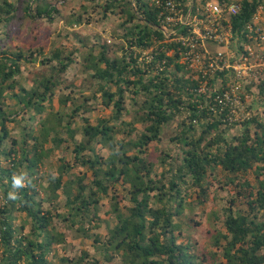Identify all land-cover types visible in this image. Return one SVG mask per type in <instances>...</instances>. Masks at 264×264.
<instances>
[{"label":"trees","instance_id":"1","mask_svg":"<svg viewBox=\"0 0 264 264\" xmlns=\"http://www.w3.org/2000/svg\"><path fill=\"white\" fill-rule=\"evenodd\" d=\"M66 1L0 0V191L5 199L0 207V264H55L48 255L52 246L63 242L64 237L56 233L54 217L68 227L77 228L80 235L92 237L91 226L99 220L100 202L104 199L110 200V213L116 226L106 241L95 237L97 249L103 255L102 264H114L116 259L119 264H264V118L252 119L239 136L231 139L226 138V133L232 127H225L214 118V122L200 125L198 136L197 125L192 120L198 118L199 111L187 104L188 93L181 87L189 81L176 73L171 78L147 79L143 69L132 66L133 47L147 49L154 41L164 38L158 30L161 9L150 5L151 0L149 3L147 0H103L102 14L111 13L124 19L119 23L123 33H115L120 39L117 46L120 53L116 57L108 55L111 48L108 44L88 49V54L76 49L82 59L80 66L98 86L103 104L108 108L113 105L111 117L98 119L96 125L90 122V116L81 118L84 122L81 141H75L76 130L72 126L81 111L90 115L95 109L88 105L90 97L79 103L75 97L63 96L61 107L70 103L74 107L63 113L64 117L62 113H53L55 91L74 64L73 52L54 50L53 56L40 61L51 65L50 72L37 77L32 88L20 87L19 93H15L19 86L16 76L22 75V66L26 63L23 59L28 57L25 47L9 49L6 46L7 37L12 38L11 27L28 19L33 31L41 19L52 21L55 15H61L59 7ZM263 2L243 0L242 11L233 20L234 29L241 30L251 22ZM82 22L79 17L77 23ZM80 41L85 47V39ZM95 48L99 49L97 55ZM167 48L172 50L173 45ZM168 60L172 65L175 57ZM177 70L181 71V67ZM126 93L138 107L134 120L127 123L123 121V112H130L125 107ZM9 97L20 105L19 112L10 113L12 119L4 110ZM188 110L192 111L191 118L188 117L190 122L181 121L171 136L177 154L160 150L164 129ZM26 115L28 121L37 120L35 129L29 126ZM22 121L25 125L20 137L12 139L13 146L19 150L8 149L5 145L10 139L7 123L22 125ZM138 123L142 130L137 129ZM125 124L127 129H123ZM61 132L69 133L70 139L61 138ZM50 143L52 148H46ZM63 144L73 148L74 165H66L67 159L63 158L60 175L49 176L44 190L46 194L51 193L50 200L61 189L67 193L65 212L59 213L61 205L53 203L54 216L53 211L43 206L48 198L38 199L35 176L39 166ZM98 145L109 150L107 157L96 151ZM151 147L160 159L148 153ZM2 158L10 160L11 165L4 167ZM166 166L168 170L160 172ZM74 167L90 172L91 182L83 184L84 175L65 183V173ZM250 174L255 177L254 184L248 178ZM20 175L26 179L21 187H14L13 178ZM214 182L223 190L233 186L236 191L235 195L223 199L226 201L221 210L224 231H217L211 244L216 250H200L191 241L180 243L178 237L184 225L189 223L188 232L195 231L198 225L193 219H186V210L203 206L209 200ZM119 186L127 195L117 192ZM9 193L15 198H10ZM237 200L243 207L238 206ZM18 213L25 215L19 228L14 226ZM26 226H30L27 235L23 234ZM86 259L88 254L84 253L73 264H85ZM63 261L70 263L67 259ZM88 264L100 262L92 260Z\"/></svg>","mask_w":264,"mask_h":264},{"label":"rangeland","instance_id":"2","mask_svg":"<svg viewBox=\"0 0 264 264\" xmlns=\"http://www.w3.org/2000/svg\"><path fill=\"white\" fill-rule=\"evenodd\" d=\"M62 6L59 7L61 10V15H55L54 20H49L48 18H43L38 22L34 30L32 31L33 25L32 22L28 19L23 20L21 24H14L11 27L10 36L7 37V47L9 49L15 47H25L27 59H23L22 66V75L16 76V81L18 82V87L15 90V93H19L20 87L32 88L34 85V80L44 73L50 72L51 65L41 64L40 61L50 58L52 52L56 49L65 51L66 53L73 52L72 58L74 59V64L71 65L70 69L63 76L64 82L59 86L53 98V113L55 115L68 112L69 108L74 105L71 103L67 107H61V100L63 96L75 97L79 103L85 102L86 97H90L88 105L93 106L95 109L90 113L86 114L83 111L80 112L74 120L76 124L72 126L76 130L75 141H81V130L84 122L81 118L90 116V122L94 125L97 124L98 119H108L113 114V105L111 107H105L102 102V94L98 91V86H95V82L90 79L89 72H86L81 65V56L76 52V49H79L80 52L83 51L85 54H88L89 51L95 46H102L103 44H108L111 46L109 50V56L114 58L120 53L118 51V44L120 43L119 37L115 36V33L122 34L123 30L120 29L119 23L122 22V19H119L116 15H111L108 13L106 15L102 14L103 6L105 2L103 0H67L66 2H61ZM262 7L261 17L264 19V2L260 6ZM87 10V11H86ZM79 17L82 18V23H77ZM6 31V30H5ZM80 39H85V47H83ZM33 40H35L33 42ZM90 49V50H88ZM95 55L99 53V49L95 48ZM216 49V47H214ZM217 49H219L217 47ZM37 58L38 61L33 59ZM31 60L33 62H31ZM92 73V72H91ZM125 107L129 113L126 111L123 112V121L129 122L134 120V115L136 109L131 100L129 93L125 95ZM6 115L9 119L14 118L10 116V113L13 111L20 110V105L17 104L16 99L6 98V106L4 108ZM263 110H259L258 113H262ZM184 115L178 116L176 120L172 123L171 126L166 127L163 131L162 139L164 140L159 144V149L168 151L170 154H177L175 145L171 143V136H173L179 123L184 119L189 123V119L185 112H182ZM43 117L45 114L42 115ZM22 114L18 116L20 121ZM26 121H28L29 116H25ZM29 126L35 129L37 125V120L28 121ZM22 125L17 123H7L8 130L10 133V139L5 143L8 149L15 148L17 151L19 148L13 146L12 139L20 137V131L23 130L22 127L25 125V122H21ZM28 125V124H27ZM137 129L142 130V125L140 123L136 124ZM81 128V129H80ZM198 128V136L201 134V127ZM123 129H127L126 124L123 126ZM243 128H231L226 133V138H233L234 136H239L243 131ZM60 137L63 139H70L69 133L61 132ZM121 138V136L119 137ZM46 148H52V143L46 145ZM73 148H67L66 144L62 145V148L53 150L49 160L42 166H39L38 174L35 176L37 180V189L39 191L38 199L40 201H46L45 198H48V202H44L43 206L46 209L53 211L55 216V210L52 205L59 203L61 208L59 213H64V204L67 201L66 189H61L57 193V197L51 198V193L44 190L49 182V176L58 177L60 175L61 164H63V158H66V165H74L73 160ZM96 151L102 156L107 157L109 155V150L98 145ZM159 151V150H158ZM149 154L154 156V159H160V155H156V151L151 147L148 151ZM1 163L4 167L10 166L11 161L5 160L2 158ZM158 164V163H157ZM169 166L165 168H160L161 171H167ZM24 170V167L22 168ZM86 175L83 184L91 182V173L80 167H74L72 170H67L64 176V182L75 180L76 177H84ZM251 183H255V177L250 174L248 176ZM218 183H212L209 190V200L203 206H195L193 210L188 208L185 212L186 219L190 218L193 221L197 222L198 225H195V231H187L189 229V223L184 225V230L179 234L178 241L181 243H188V241L196 242L200 250L203 249H212V238L217 233V231H224L223 222L224 217L221 214L222 207L226 202L223 199H228L231 195H235L236 191L233 186L224 188L223 190ZM117 192L119 194L127 195V192L123 187H118ZM0 196L2 202L0 207L2 208L5 199L3 192L0 191ZM50 200V201H49ZM125 204H128V201H124ZM237 204L240 207H243V203L237 200ZM110 200L104 199L100 202L99 209V220H95L91 226V235L92 237H87L80 235L77 232V228L68 227L60 220L58 217H54L53 225L56 226L55 231L63 235L64 241L52 246V250L48 255V259L55 264H73L77 259L82 257V255L88 254L89 261L98 260L102 264L101 259H103L102 252L97 249L95 244V237L101 238L102 242L106 241L109 237V232L116 226V220L113 218L110 213ZM17 217L14 221V226L19 228L23 225L25 221L24 214H16ZM189 219V222H190ZM54 230V229H53ZM30 233V226H26L23 234L27 235ZM2 245L0 243V250ZM216 250V248L212 249ZM67 259L70 263H65L63 260ZM114 264H119L118 259L115 260Z\"/></svg>","mask_w":264,"mask_h":264},{"label":"built area","instance_id":"3","mask_svg":"<svg viewBox=\"0 0 264 264\" xmlns=\"http://www.w3.org/2000/svg\"><path fill=\"white\" fill-rule=\"evenodd\" d=\"M242 1L147 0L161 9L158 30L164 38L147 49L133 47L132 66L143 69L147 79L176 73L189 81L181 87L188 93L187 104L199 111L194 125L217 118L225 127L243 128L256 117L264 118L262 7L243 29L235 30ZM170 57H175L172 65ZM183 112L191 118V110Z\"/></svg>","mask_w":264,"mask_h":264},{"label":"clouds","instance_id":"4","mask_svg":"<svg viewBox=\"0 0 264 264\" xmlns=\"http://www.w3.org/2000/svg\"><path fill=\"white\" fill-rule=\"evenodd\" d=\"M26 179V177H24L23 175H20L18 177H14L13 178V186L14 187H21L22 186V182ZM9 197L14 199L15 195L13 193H9Z\"/></svg>","mask_w":264,"mask_h":264}]
</instances>
